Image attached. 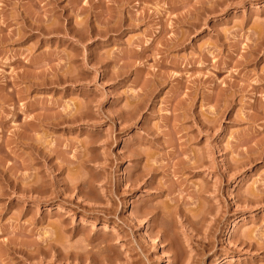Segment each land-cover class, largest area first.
<instances>
[{
	"label": "rangeland",
	"instance_id": "obj_1",
	"mask_svg": "<svg viewBox=\"0 0 264 264\" xmlns=\"http://www.w3.org/2000/svg\"><path fill=\"white\" fill-rule=\"evenodd\" d=\"M0 264H264V0H0Z\"/></svg>",
	"mask_w": 264,
	"mask_h": 264
},
{
	"label": "bare ground",
	"instance_id": "obj_2",
	"mask_svg": "<svg viewBox=\"0 0 264 264\" xmlns=\"http://www.w3.org/2000/svg\"><path fill=\"white\" fill-rule=\"evenodd\" d=\"M38 150V149H37ZM37 154L40 156V153H38L37 152ZM41 154H43V153H41ZM48 156V155H47ZM38 157V156H37ZM45 157H46V155H45ZM39 158V157H38ZM44 159V158H43ZM46 159V158H45ZM47 161V160H46ZM3 176V175H2ZM3 178H5V177H3ZM4 180V179H3ZM38 182V181H37ZM5 183H7V186H9L10 188H12V190H13V192L15 191V189L16 190H20L21 192H30V193H40L41 192V190H42V188L40 187V186H38L37 185V183H33V184H31L30 185V183H29V185H26V186H24V184H23V188L22 187H19V186H22V185H17V184H14V185H11V182L10 181H8V179L5 181ZM38 184H39V182H38ZM41 184V183H40ZM6 185V184H5ZM4 185V186H5ZM42 186V185H41ZM44 188V187H43ZM11 191V190H10ZM45 191V190H44ZM12 192V191H11ZM16 192V191H15ZM81 192V191H80ZM40 195V194H39ZM45 195V194H44ZM41 201V200H40ZM54 240L52 239V238H48V239H46L45 241H43L42 243H37L36 244V246L34 247V252H35V254H38V255H47V250H55V246H54ZM8 248H11V247H8ZM13 249V248H12ZM66 250V249H65ZM64 250V251H65ZM58 250H56V252H57ZM67 251V250H66ZM66 251L65 252H63V253H58L59 255H58V258H62V259H68L69 257V253H66ZM67 252H69V251H67ZM25 253H27V252H25ZM33 253V252H32ZM32 253H29V254H24V255H26V260L28 261V260H30V259H33L34 257V255H32ZM22 254H23V252H22ZM34 254V253H33ZM73 257L75 258V259H78V260H80L78 257H80V256H78V255H73ZM72 257V258H73ZM57 258V259H58Z\"/></svg>",
	"mask_w": 264,
	"mask_h": 264
}]
</instances>
